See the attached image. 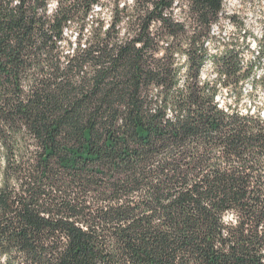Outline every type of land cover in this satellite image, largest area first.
<instances>
[{
  "label": "trees",
  "instance_id": "16d2710c",
  "mask_svg": "<svg viewBox=\"0 0 264 264\" xmlns=\"http://www.w3.org/2000/svg\"><path fill=\"white\" fill-rule=\"evenodd\" d=\"M120 4L0 0V264H264V67L223 0Z\"/></svg>",
  "mask_w": 264,
  "mask_h": 264
},
{
  "label": "rangeland",
  "instance_id": "374dc122",
  "mask_svg": "<svg viewBox=\"0 0 264 264\" xmlns=\"http://www.w3.org/2000/svg\"><path fill=\"white\" fill-rule=\"evenodd\" d=\"M120 6L123 3L131 4L132 0H119ZM105 4L102 8L94 7L92 14L97 13L103 15L105 24L111 21L112 8L110 5ZM179 15V12H176ZM122 24V32L124 31ZM212 36L209 48L212 53L221 51L226 47H235L241 51L243 55L242 64L248 62L253 63V73H259L264 67V53L260 58H254L256 50L261 46L264 49V0H223V7L220 16L215 24L211 27ZM254 61V62H253ZM202 76L212 78L215 74L211 62L208 60L202 69ZM252 81L246 79L242 86L243 99L239 108H253L257 104L264 111V89L258 87L254 92L256 98L250 95V85ZM233 92V91H232ZM220 102L222 98L219 99ZM226 100L234 104L233 93L226 96Z\"/></svg>",
  "mask_w": 264,
  "mask_h": 264
},
{
  "label": "bare ground",
  "instance_id": "6f19581e",
  "mask_svg": "<svg viewBox=\"0 0 264 264\" xmlns=\"http://www.w3.org/2000/svg\"><path fill=\"white\" fill-rule=\"evenodd\" d=\"M254 62V61H253ZM263 69V68H262ZM262 69L259 71V73H257L256 76H260V74H262ZM251 86V85H250ZM264 89V88H263Z\"/></svg>",
  "mask_w": 264,
  "mask_h": 264
},
{
  "label": "built area",
  "instance_id": "2783aa9c",
  "mask_svg": "<svg viewBox=\"0 0 264 264\" xmlns=\"http://www.w3.org/2000/svg\"><path fill=\"white\" fill-rule=\"evenodd\" d=\"M256 77H259V76H256Z\"/></svg>",
  "mask_w": 264,
  "mask_h": 264
}]
</instances>
